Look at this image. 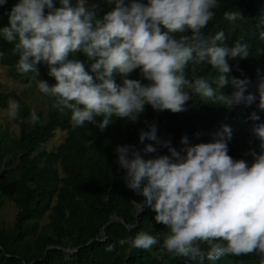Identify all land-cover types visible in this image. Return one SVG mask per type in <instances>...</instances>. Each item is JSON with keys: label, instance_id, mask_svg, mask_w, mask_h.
<instances>
[{"label": "clouds", "instance_id": "obj_1", "mask_svg": "<svg viewBox=\"0 0 264 264\" xmlns=\"http://www.w3.org/2000/svg\"><path fill=\"white\" fill-rule=\"evenodd\" d=\"M6 2L0 0V6ZM106 3L114 7L100 17L98 4L89 5L87 0H77L75 6L59 0V7L55 0H19L9 13L8 26L0 28V36L14 43L17 72L32 73L38 91L53 98L52 108L70 112L72 128L92 124L102 131L113 117L136 123L146 105L157 112L180 113L193 96L229 109L256 104L264 112V77L258 79L256 91L249 92V80L230 75L229 59L248 58L249 45L237 41L226 46L222 31L208 38L202 34L216 19L220 0ZM223 19L233 27L245 20L240 11H224ZM259 39L264 41V31ZM76 53L93 61L94 75L84 62L69 58ZM41 63L47 65L54 84L36 79ZM205 65L215 74L197 75ZM136 70L141 79L130 78ZM228 85L233 91L225 95L221 90ZM19 108L17 101H9L11 119L17 118ZM250 119L260 142V152H250L251 165L228 154L233 130L226 124L211 134L208 143L189 144L182 136L184 147L177 149L157 134L153 123L139 133L142 148L115 149L118 164L126 170V186L141 197L140 210L150 209L155 222L168 229L161 233V247L171 257L215 262L256 253L264 264V122L257 112ZM38 122L33 111L30 123ZM161 149L168 154H157ZM119 243L150 250L158 240L139 232Z\"/></svg>", "mask_w": 264, "mask_h": 264}, {"label": "trees", "instance_id": "obj_2", "mask_svg": "<svg viewBox=\"0 0 264 264\" xmlns=\"http://www.w3.org/2000/svg\"><path fill=\"white\" fill-rule=\"evenodd\" d=\"M94 2L99 6L100 17L114 7L106 0ZM141 2L146 3L147 0ZM17 3L19 0H7L0 6V28L8 26L9 13ZM55 3L60 6L59 0ZM220 3L222 7L217 10L216 19L209 22L202 34L208 38L222 31L226 46L232 47L237 41L249 45L248 58L237 57L228 62L230 75L249 80L248 91L255 92L258 79L264 77V41L259 39V33L264 31V0H220ZM224 11H240L245 20L233 27L223 19ZM13 47L14 43L0 36V63L17 81L34 83L32 73L22 75L17 72L19 56L13 54ZM69 58L84 62L89 74L94 75L90 71L93 61L88 60L85 54L76 53ZM37 67L39 75L36 79L40 77L49 84L55 83L54 78L48 75L46 64L41 63ZM210 72L211 66L205 65L197 75L207 76ZM130 78L141 79L139 70L134 71ZM116 80L121 83L119 75ZM221 91L230 95L233 88L228 85ZM10 96L0 83V100ZM52 103L53 98H49L46 112L36 113L39 122L35 125L30 124V107L20 105L17 118L12 119L18 127L17 134H10L0 124V169L4 160L11 165L20 155L17 166L13 170H5L0 176V208L2 197L9 198L16 207L9 233L0 229V264H261L256 253L239 257L229 255L215 262L207 259L190 261L168 255L161 247V233H167L168 229L155 222V213L150 209L145 208L136 216V205H139L141 197L126 186V170L118 164L115 151L123 145L142 148L139 133L153 123L157 125V134L162 139H170L177 149L184 147L180 144L182 136H187L189 144L208 143L212 140L211 134L226 124L233 130L228 154L234 160L243 159L251 165L253 157L250 152H260V142L252 133L254 122L250 119L251 113L257 112L260 122H264V112L259 111L256 104L248 107L241 104L229 109L201 102L193 96L185 105L186 111L175 114L157 112L146 105L138 122L113 117V122L101 131L92 124L85 128H72L70 112L61 113L52 108ZM56 130L64 131L63 140L53 150L42 149ZM157 154L168 153L161 149ZM113 213L124 223L119 220L107 223ZM139 232L155 236L157 245L150 250H142L130 249L129 244L119 243L122 239L132 240ZM48 245L78 249L73 254L57 247L45 251ZM109 246H112V251L107 250ZM202 247L206 248L205 245Z\"/></svg>", "mask_w": 264, "mask_h": 264}, {"label": "rangeland", "instance_id": "obj_3", "mask_svg": "<svg viewBox=\"0 0 264 264\" xmlns=\"http://www.w3.org/2000/svg\"><path fill=\"white\" fill-rule=\"evenodd\" d=\"M72 6H75L77 0L70 1ZM87 3L93 4L94 0H87ZM41 80V78H37ZM0 83L3 90L9 92L11 96L7 99L0 100V124L10 134H17L18 127L9 117V101L15 100L19 105L26 104L30 107L31 113L35 111L46 112L47 101L50 97L40 93L34 83H21L9 75V71L6 66L0 63ZM31 124V123H30ZM65 133L64 131L56 130L52 138L42 145V149L53 150L62 140ZM11 159V157H9ZM8 159V158H7ZM13 160V159H12ZM17 164V159L14 158V164L6 163L7 170H13ZM16 214V207L14 203L7 197H2V206L0 208V229L6 230L9 233V228L13 224V220Z\"/></svg>", "mask_w": 264, "mask_h": 264}, {"label": "water", "instance_id": "obj_4", "mask_svg": "<svg viewBox=\"0 0 264 264\" xmlns=\"http://www.w3.org/2000/svg\"><path fill=\"white\" fill-rule=\"evenodd\" d=\"M19 156H20V155L17 156V164L19 163ZM17 164H16V166H17ZM5 170H7V168H6V161L4 160L3 163H2L1 169H0V176L3 174V172H4ZM136 207H137V212H136V216H137V215L139 214V212H141V210H140V208H139V205H136ZM111 220H119V221H121V222L124 223L123 219H122L121 217H119V216H118L117 214H115V213H113V214L111 215V217L109 218V221H108L107 223H109ZM107 223H106V224H107ZM101 234H104V230H101ZM89 242H90V241H89ZM54 247L60 248V249H62L63 251H65L66 253H68V254H73V253L76 252L77 249H78V247H74V248L65 247V248H64V247H59V246H55V245H48V246L46 247L45 251H47V250L50 249V248H54Z\"/></svg>", "mask_w": 264, "mask_h": 264}]
</instances>
